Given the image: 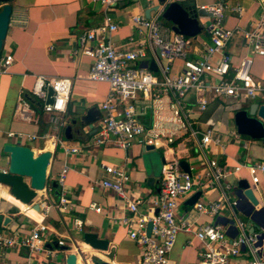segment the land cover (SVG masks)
Segmentation results:
<instances>
[{
  "label": "crops",
  "instance_id": "crops-1",
  "mask_svg": "<svg viewBox=\"0 0 264 264\" xmlns=\"http://www.w3.org/2000/svg\"><path fill=\"white\" fill-rule=\"evenodd\" d=\"M184 1L203 8V5H211L216 0ZM225 2L228 5L225 10V24L235 30L224 48L231 58L228 77L232 78L241 61L251 56L252 74L256 78L264 79V55H252L243 36V32L251 28L263 14L264 3L262 0ZM12 3L20 8L9 27L2 50V54L11 52L15 60L7 72L0 73V169H6L10 159L9 153L3 151L4 145L15 143L14 138L8 137V131L36 134L35 139L27 140L23 144L53 152L48 184L52 187L50 196L55 200L60 196V186L57 188L52 182H58L59 173L65 165L69 166L65 175V187L73 201L74 210L63 212L50 208L48 214L44 215L41 207L36 210L32 204L27 206L0 188V196L7 198V201L2 203L0 211L11 217V222L0 227V231L17 239L14 245L0 248V264L29 262L64 264L65 255L70 251L60 250L54 257L47 252L52 248L60 249L57 246L60 239L65 240V246L72 247L75 244L91 256H98L113 264H136L140 256V246L129 237L127 227L121 221L127 213L126 198L112 189L95 183V180H102L108 176L103 164L126 168L132 189L129 198L142 199L140 209L147 212L152 206V199L160 191L162 168L166 162L173 159H178L180 163L183 160L187 161L193 176L202 178L209 170V160L215 158L229 172L223 186L215 185L208 192L196 186L182 199L177 213L190 215L191 220L198 225L220 222L228 229L231 222L236 219L230 208L213 214L199 212L195 205L198 201L206 203L216 201L223 190H226V183L235 187L240 179L246 178L261 203L256 207L253 217L246 215L240 206L236 210V215L244 222L247 232L258 230L260 225H264V177H260L258 184L253 183L247 167L252 161L264 159V139H253L240 134L234 122L236 109L249 108L256 101L264 103V98L243 99L216 96L210 90L199 93L190 90L185 97V103L187 108L191 109V113L185 116L177 110L173 99L168 95H163L158 100L141 97L138 101V117L148 129L144 138H151L155 143L144 144L137 140L128 150L111 143L100 148L86 145L96 131L95 125L99 118L88 125L80 122L81 116L92 107L100 110L102 102L107 97L109 84L88 77L94 58L80 51L79 35L102 24L106 14L110 13L119 25L111 34L112 40L122 47L145 48L147 57L141 60V64L149 66L153 62L155 68L152 70L159 75V59L149 48L147 36L137 32L132 19L135 14L146 16L145 10L157 6L159 0H124L111 8H106L100 0H14ZM237 6L241 9H234ZM203 9L207 14L199 17L203 26L202 31L194 36L185 35L190 39L187 52L190 59H201L207 45L212 44L207 29L212 13ZM158 11L151 10V16ZM162 31L165 35L173 33V30L163 25ZM182 66L183 60L176 59L174 71H180ZM37 75L67 76L73 79L66 125V127L72 125V137L66 136V127L63 128L61 137L71 144L76 142L84 144L83 153L69 154L59 140L57 142L54 138L52 126L42 111V104L30 96ZM208 79L212 82L218 81L214 75ZM22 93L31 98L33 106L38 111L37 117L31 122H24L16 115L15 107ZM200 98L205 100L204 107ZM74 120L77 122L74 123ZM210 129L213 131V139L220 138L221 142H212L206 147L202 137ZM236 134L240 135V139L236 138ZM237 166L240 168L236 169ZM235 188L228 189L227 192L231 198L238 199ZM198 190H201V194L197 200L193 204H188L189 198ZM241 201L239 205L248 206L247 200ZM93 202L102 206L104 211L99 212L90 207ZM13 207L18 210L12 212ZM241 213L246 219L240 216ZM73 216H81L84 219L83 231L73 229ZM39 222H44L48 226L43 233L44 249L30 250L19 241L28 236ZM86 231L96 232L99 237L108 239L109 248L105 251L90 246L86 248L82 243V236ZM228 234L233 236L235 231L228 229ZM202 246V242L193 231L181 230L169 254L170 263L197 264ZM61 253L64 254L63 258L59 257ZM246 257V255L242 257L243 264Z\"/></svg>",
  "mask_w": 264,
  "mask_h": 264
},
{
  "label": "built area",
  "instance_id": "built-area-1",
  "mask_svg": "<svg viewBox=\"0 0 264 264\" xmlns=\"http://www.w3.org/2000/svg\"><path fill=\"white\" fill-rule=\"evenodd\" d=\"M123 1L100 0L106 8H111ZM262 2L264 3V0ZM202 7L212 13L207 24L212 44L207 45L201 59L187 57L190 39L184 34L173 32L165 35L163 33L160 22L161 11L151 17H146L144 14L132 16L137 32L147 36L149 48L159 59V75L148 65L141 64V60L147 57L145 48L122 47L112 40V32L119 27L112 14H106L102 24L79 35L80 51L94 58L88 77L91 80L109 84L107 97L100 106L101 115L95 125L96 131L86 145L100 148L111 143L128 150L137 140L144 144L155 143L151 138H144L148 129L138 117V101L141 97L158 100L163 95H168L173 99L177 110L185 116L191 113V109L187 108L185 103V97L190 90H196L198 93L210 90L216 96H234L243 99L264 98V79L256 78L252 74L253 58L251 56L241 61L232 78L228 77L231 58L224 48L233 37L235 30L225 24V10L228 7L225 0H216L211 5ZM234 9L240 10L241 7L237 6ZM243 36L252 55H264V12L251 28L243 32ZM130 39L133 40V38ZM176 59L183 60V66L178 72L174 71ZM14 60L11 52L2 54L0 73L7 72ZM212 75L217 76L218 81H209L208 78ZM50 86L53 89V102H47ZM72 86L73 79L67 76L37 75L30 90V96L42 104V111L48 117L57 142L59 140L69 154H78L85 151L84 144L80 142L71 144L61 137L63 128L68 124L67 110ZM200 101L204 107L205 100L200 98ZM15 111L24 122H31L38 115L31 98L23 93L17 101ZM212 133L210 129L202 137L206 147L212 142H221L220 138L213 139ZM7 135L14 138L15 143L21 144L37 137L36 134L16 130L8 131ZM236 138L240 139V135L236 134ZM103 167L108 176L102 180H95V183L112 189L126 198L127 213L121 221L127 227L129 237L140 246V256L136 264H171L169 254L181 230L193 231L203 244L197 264H243L244 255L247 256L244 264H264V225H260L255 231H246L244 222L236 215L239 200L231 198L227 192L228 189L235 188L232 184H225L226 190H223L216 201L210 203L198 201L195 206L199 212L213 214H219L222 209L230 208L236 217L228 228L232 232L235 231L233 236L228 234L227 226L223 223L198 225L191 220L190 215L177 213L182 199L196 186L205 192L215 185L223 186V181L229 172L215 158L209 160V170L202 178L195 177L190 171L184 170L178 159L166 162L162 168L160 191L152 199V206L147 212H142L140 209L142 199L129 198L132 189L126 168L106 164H103ZM247 167L253 183L258 184L260 177H264V159L252 161ZM239 168L240 166L236 167V169ZM68 169L69 166L65 165L57 178L60 186V196L57 200L50 196L52 187L48 183L44 189L37 191L36 202L39 203L44 215L48 214L50 208L63 212L74 210L73 201L65 187V175ZM90 207L99 212L104 211V208L95 202L91 203ZM149 222H152L150 233H148ZM84 225L85 221L81 216H73V229L83 231ZM47 229L48 226L44 222H39L19 243L30 250H43L45 242L43 233ZM15 243H17L16 237L0 231V248L12 246ZM65 244L63 239L58 241L59 246H65ZM73 250L79 257L85 254L80 246L75 244L68 251ZM47 252L54 257L60 249L52 248Z\"/></svg>",
  "mask_w": 264,
  "mask_h": 264
},
{
  "label": "water",
  "instance_id": "water-1",
  "mask_svg": "<svg viewBox=\"0 0 264 264\" xmlns=\"http://www.w3.org/2000/svg\"><path fill=\"white\" fill-rule=\"evenodd\" d=\"M14 0H0V56L4 47L9 27L12 25L16 12L20 8L13 4ZM160 3L145 10L147 17H150L151 10L161 11L160 22L164 27H169L173 32L181 33L188 36H194L202 31L203 26L199 17L207 14L203 8H198L196 4H191L184 0H159ZM154 69L153 62L149 65ZM53 89L48 88L47 102H53ZM101 115L97 107H92L88 112L81 116L82 124H91ZM74 123L77 120L73 121ZM234 122L240 134L249 136L253 139H264V103L253 102L249 108L241 107L235 110ZM67 137H72V125L65 129ZM3 151L9 153L10 159L6 169H0V188L4 189L7 194L12 195L25 205H33L36 210L40 209L39 203L36 202L38 190L45 188L48 183L49 168L53 152L48 149L35 148L28 144L6 143ZM184 170L190 171L187 161H181ZM52 184L58 188L59 184L53 181ZM236 195L240 203L241 200H247L248 206L240 204V208L246 215H251L256 211V207L261 203L260 198L255 193L253 186L248 179L243 178L235 186ZM201 190L196 191L187 201L193 204ZM7 201L5 196H0V210L3 202ZM11 222V217L0 211V227L7 226ZM152 222L148 224V233L151 232ZM82 243L97 250H107L109 240L99 237L96 232L86 231L82 236ZM57 246H59L57 244ZM60 250H70L69 246H59ZM93 264H113L103 260L98 256L93 257ZM58 264V263H51ZM64 264H80L77 252L70 251L65 255Z\"/></svg>",
  "mask_w": 264,
  "mask_h": 264
},
{
  "label": "rangeland",
  "instance_id": "rangeland-1",
  "mask_svg": "<svg viewBox=\"0 0 264 264\" xmlns=\"http://www.w3.org/2000/svg\"><path fill=\"white\" fill-rule=\"evenodd\" d=\"M240 216L246 219V216L243 213H241ZM80 256L81 258H79V260L81 261L82 264H93V260H92L94 257L93 255L91 256L89 253L85 252V254H81ZM59 257L63 258L64 254L61 253Z\"/></svg>",
  "mask_w": 264,
  "mask_h": 264
},
{
  "label": "trees",
  "instance_id": "trees-1",
  "mask_svg": "<svg viewBox=\"0 0 264 264\" xmlns=\"http://www.w3.org/2000/svg\"><path fill=\"white\" fill-rule=\"evenodd\" d=\"M18 209L16 208V207H13L12 208V212H15V211H17Z\"/></svg>",
  "mask_w": 264,
  "mask_h": 264
},
{
  "label": "bare ground",
  "instance_id": "bare-ground-1",
  "mask_svg": "<svg viewBox=\"0 0 264 264\" xmlns=\"http://www.w3.org/2000/svg\"><path fill=\"white\" fill-rule=\"evenodd\" d=\"M52 144H53V143H52ZM85 246H86V248H89L88 245L85 244ZM79 261H80V260H79ZM80 264H82L81 261H80Z\"/></svg>",
  "mask_w": 264,
  "mask_h": 264
}]
</instances>
